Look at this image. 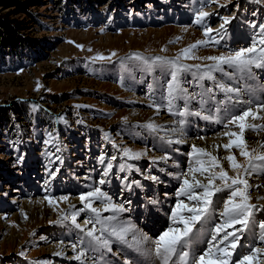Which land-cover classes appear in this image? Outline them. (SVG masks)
<instances>
[{"label":"rangeland","instance_id":"374dc122","mask_svg":"<svg viewBox=\"0 0 264 264\" xmlns=\"http://www.w3.org/2000/svg\"><path fill=\"white\" fill-rule=\"evenodd\" d=\"M70 1L0 0V18L9 20V24L17 30L18 36L15 46L6 42H2L4 47L0 44V184L3 182L4 185L0 188V194H2L0 200L11 208V211L0 212V264H12L20 258L30 260L35 264H39L40 261H48L49 264H67L64 253L57 256L54 253L58 251L55 250H58L59 244H71L70 247L76 244L71 239L77 238L78 235L71 230L72 225H68L71 223L70 219L63 224L55 223V221H57L58 215L77 211H79L77 223L83 221L84 213L80 207L82 205L79 201L80 195L70 197L66 202L59 201V197L56 196L53 198L58 201L55 211L48 205L45 197L41 196L44 194H41L40 198L34 199L21 197L20 187L17 183L19 179H15L19 173L5 153L12 149L20 166L25 160L26 152L35 157L34 145L31 144L30 138L32 132L37 135L38 131L32 130L33 127H38L41 130V135H43L42 131L48 134L50 140L54 137L56 130H60L63 123H68L67 128L74 131L80 127L79 124L90 125L103 129L108 138L112 135L110 141L108 138L106 139L107 142L110 145L115 143L120 150L127 147L133 151L146 152L142 148L124 143L116 134L114 135V127L117 123H124V121L145 123L151 121L165 127L162 123L165 120L157 111H151V109L141 106L140 99H135L134 96H130L127 91L121 88H132L144 82L147 87L152 81L166 82L170 79V73L168 67L162 66H156L149 73L144 70L141 62L130 59V57L138 54L145 58L159 56L172 59L190 44L205 39L203 36L205 26L213 29L219 28L223 22L221 17H235L230 24L225 26L227 30L229 29L226 35L229 45L235 41L244 43L255 30L250 25L256 24L258 30V26L264 23V2L256 3L255 0H218L217 3H213L212 0H189L186 4H179L184 0H166L161 5L156 2H160V0ZM145 1L147 2L144 5L150 3L148 4L149 8L141 5ZM118 5L124 6V10L125 7L129 10L121 12ZM137 8L143 10L142 13L136 12L135 15H130V10H137ZM201 9L209 12L210 16L203 24L198 25L194 23V20L196 13ZM211 35L215 37L216 33L213 32ZM115 39L117 40L114 41ZM244 47L247 45L242 44L238 48ZM162 49L165 51H161ZM230 51L233 50L229 47L226 49L218 44L208 43L194 50V54L196 57H207ZM112 53L116 55L112 56ZM98 55L111 57V59L94 60L93 57ZM180 63L194 65L211 62L200 59H182ZM125 66H127V70H125ZM193 71L195 69L183 72L181 77H193ZM213 75L217 79L221 76L220 73H213ZM252 78L248 85V89H254L251 95L252 101H258V104L263 103L264 97L259 92V83L256 78L253 76ZM147 81H149L148 84ZM225 83L230 87H235L236 84V82L227 81ZM38 84L39 89L37 90ZM103 96H111L125 104L128 102V104L124 107L120 106L121 108H115L112 104H106L103 101ZM246 98L249 100V97ZM134 102L138 103L137 107H130L129 105L132 106ZM240 107L241 110H246L249 106L247 104ZM250 122L264 125V120ZM132 128L127 130V133L138 139L137 125H132ZM230 128L239 131L235 126H230ZM223 129L208 135L211 137H208L209 140L214 136H219ZM62 133V130L59 134L57 133L56 138L62 141V144L58 145L61 149L69 152L70 149H68ZM17 136L20 138V144L26 142L25 145L7 150L6 145ZM70 138L75 140V144L71 148L76 150L82 147L80 137L70 136ZM213 139L216 141V138ZM220 140L223 142L219 144L217 151L221 150V153L217 154V151L213 149L207 148L206 150L213 155L223 157L229 154L222 147L228 142V138L223 136ZM245 140L249 148L258 147V142L264 143V130L246 131ZM195 142L199 143V138ZM192 146H190L191 150ZM86 150H90L89 145L86 146ZM146 153L145 156L149 157V153ZM232 154L237 157L239 163L244 162L236 149H232ZM145 156L137 161H130L126 158L128 165L133 166L134 173L139 172L140 162L147 161ZM101 157L103 156L99 157L100 161ZM222 163L229 174L234 175L228 169L227 161L224 160ZM121 164L123 162L119 160V171ZM184 171L187 169L183 168L182 172ZM120 173L122 172L120 171ZM257 176L249 177V184L252 186L249 188V195L251 196L250 202L259 208L264 205V199H259L264 197V194L261 195L260 186H256L263 185L264 175L258 176L259 182H253L252 180ZM10 179L12 184L9 187L6 184ZM85 181L92 184L89 178ZM86 182L83 181V184ZM88 189L91 191V188ZM129 189L135 190L132 186ZM15 191H18V194H14ZM222 196L226 199L224 193ZM14 198L17 202L12 201ZM29 201L30 203H28ZM25 202L27 203L25 204ZM33 202L40 203L53 213L52 217H46L43 223L35 228L27 224L29 216L24 208L34 204ZM222 204L223 200L220 205ZM256 214L260 222L255 220L252 230L254 235L260 237L261 233L258 228L259 223L264 222V208L256 211ZM15 219L17 220L15 221ZM221 221L220 217V221L217 222ZM52 223L54 224L51 226ZM51 227L54 228L50 229ZM14 230L15 233L20 232L22 237L13 244L8 240L9 234ZM132 235L129 233L127 238H132ZM54 237H58V239H52ZM256 244H258L257 247H264L260 240ZM21 252L24 253L23 256L20 255Z\"/></svg>","mask_w":264,"mask_h":264},{"label":"snow or ice","instance_id":"6c2138e0","mask_svg":"<svg viewBox=\"0 0 264 264\" xmlns=\"http://www.w3.org/2000/svg\"><path fill=\"white\" fill-rule=\"evenodd\" d=\"M212 2L217 3L218 0H212ZM255 2L262 3L264 0H255ZM220 6L223 7L224 5ZM209 16V12L201 9L196 13L194 23L203 24ZM234 18L232 16L221 17L223 22L216 29L205 26L203 31L205 39L190 44L172 59L159 56L145 58L138 54L130 57V59L141 62L144 70L149 73L156 66L168 67L170 79L166 81V89L164 94L161 95V100L165 102L163 106L167 108L169 114L179 118L178 120H173V124L178 125V127L170 129L173 135L176 133H180L181 136L184 135L185 126L189 123L188 117H198L208 122L221 123L223 117L220 113L221 111L228 113L229 104L235 105L247 102L251 105L253 102L251 95L254 89L230 87L222 80H218L213 73H220L222 77H228L229 79L235 76L236 73L249 78L254 75L252 71L254 68L264 69V23L258 26L250 46L207 57H196L194 54V50L198 47L208 43L219 44L220 40H223L227 35L228 30L225 26L230 24ZM250 27L257 29L256 24H252ZM213 32L216 33L215 37L211 35ZM161 51H165V49ZM115 55V53H112V56ZM93 59L110 60L111 57L98 55L93 57ZM182 59H200L211 63L188 65L180 63ZM226 68L231 69L232 72L226 71ZM193 69H195L192 72L193 81L197 87L202 89L201 92L189 93L181 81V73ZM125 70H127V66H125ZM204 80L212 81L214 87L204 88L202 83ZM148 88L149 107H153L155 104L153 92L156 86L150 83ZM214 88L224 93V100H216ZM38 89L39 84L37 85ZM242 92L249 95L248 101H243L239 98ZM178 101H183L182 106H178ZM192 101H196L199 104V108L193 109L191 107ZM210 101L215 106V111L205 107ZM159 110L160 106H157V112ZM257 120H264V103L258 104L255 108L249 106L246 110L240 111L239 114L230 115L227 122L223 124L225 131L221 134L228 138V142L222 145L226 152L229 153L226 156L218 157L206 149L198 148L195 145L192 146L191 152L187 154L189 156L187 171L181 172L176 177L180 181V185L176 191L177 201L175 207L171 211V224L161 231L157 238L150 241L153 246L151 249L142 247V244H147L150 240L146 234L138 236L137 230L130 222L119 220V215L128 209L122 203H114L112 198L99 187L79 196V201L83 205L81 211L87 210L93 214L92 218L84 220L85 226L92 224L90 229L81 227L77 223L79 211L58 215L55 223L63 224L70 219L72 226L79 229L80 232L84 233V237L88 238L86 246L92 252L100 250L111 252L110 245L113 241H116L134 248L142 255L154 254L159 264H264V247H253L247 253L238 254L234 258L237 248L241 246V238L253 226L254 211H260L264 208V205L258 208L256 204H252L250 202L251 196L249 195V188L252 187L249 184V177L252 175H264V143L258 142V147L249 148L245 140L246 131L264 130V125L250 122ZM230 126H235L239 131L232 130ZM141 127L146 128L151 133L163 131L162 126L151 121ZM105 138H108L107 134H105ZM198 138L204 139L203 136ZM160 139L169 145L185 142L182 138L172 139L168 136H161ZM113 147H117V145L113 143ZM232 149H236L239 152V156L244 160L243 163L237 161V157L232 154ZM121 151L123 156L130 161L140 160L147 154L145 151H133L127 147H124ZM112 159L115 160L116 157L113 156ZM157 160L167 161L168 157L155 158L153 163H156ZM224 160L227 161L228 169L234 175H230L229 171L225 169L222 163ZM101 163H104L103 157H101ZM126 167L131 170L133 166L131 164H121L120 171H125ZM111 170L112 164L109 162L103 170L102 178L99 181L101 185L107 183L105 177H108ZM49 175L55 178V173H49ZM146 178L151 179L153 182H159V178L156 176H148ZM124 179L126 180L127 177H124ZM133 183L137 187L141 186L138 181H133ZM256 187H259V185ZM218 193L226 195V199L218 197V199L223 200V210L220 212L222 221L211 229V239L207 240L206 250H186L193 244L196 232L201 231L197 226L203 225L209 219L215 203L214 197H217ZM181 197L185 199H180ZM44 199L55 211L56 207H58V201L47 196ZM68 199V196L59 197V201L63 202L68 201ZM259 199H264V197ZM96 200L101 201L102 209L93 207V201ZM155 202L153 201V203ZM101 211L112 213L113 215L102 219ZM97 225L100 227L97 228ZM237 225H239L238 228L236 227ZM228 229L233 230L228 231ZM259 229L261 232L260 242L264 244V222L259 223ZM98 231L100 235L96 234ZM105 233L107 234L106 236ZM129 233L133 234L131 243L127 240ZM83 242L84 239L81 237L78 243ZM72 250L76 253L73 259L80 261V264H84L82 258L85 257V250L81 249L77 252V244L72 245ZM54 254L57 256L63 255L61 251ZM20 255L23 256L24 253L21 252ZM101 256H103V252H101ZM174 257L176 259H173ZM39 264H49V262L40 261ZM125 264H128V262L125 261Z\"/></svg>","mask_w":264,"mask_h":264},{"label":"bare ground","instance_id":"6f19581e","mask_svg":"<svg viewBox=\"0 0 264 264\" xmlns=\"http://www.w3.org/2000/svg\"><path fill=\"white\" fill-rule=\"evenodd\" d=\"M117 39H115L114 41H116ZM237 113V111L235 112V114ZM165 120V119H164ZM163 124H164V126L165 127H162V129L165 131V132H167L168 133V135L170 136V137H172L173 139H176V138H182V139H184V143H180V144H178V146H180L181 148H183L182 149V151L184 152V150L186 149V151L189 153V152H191V147L190 146H192V145H195L196 147H198V148H203V149H213V150H215V151H217L218 150V148L219 147H217V146H219V144L221 143V142H223L222 140H220L221 139V137H223L221 134L225 131V129H223V130H221V131H223L222 133H219L220 135L219 136H214V137H212V139H210L209 140V138H211V137H209V136H207V135H202L203 137H204V139H199L200 140V142L198 143V142H195V141H197L198 140V138H196L195 140H191V139H186V138H183V137H179V136H177L176 134L175 135H173L172 134V132L170 131V129H172L170 126H171V123H169L168 122V120H165V121H163L162 122ZM168 124V125H167ZM219 131V130H218ZM217 131V132H218ZM217 132H214V133H212V134H215V133H217ZM250 132V131H249ZM211 134V133H210ZM254 136H257V135H254ZM209 137V138H208ZM207 138V139H206ZM213 138H216V141L213 139ZM252 138V137H251ZM253 138H255V137H253ZM202 140V141H201ZM259 141V140H258ZM191 143H193L192 145H191ZM258 144V143H257ZM189 146V147H188ZM187 152H184V154L186 155V156H188L187 154ZM219 153H221V150H219V151H217V154H219ZM14 163V162H13ZM184 168V167H183ZM183 168H182V170H183ZM18 172V171H17ZM19 173V172H18ZM181 173V172H180ZM179 174V173H178ZM19 175H20V173H19ZM9 176V175H8ZM18 177V176H17ZM16 177V178H17ZM177 177V176H176ZM175 177V179L176 180H178L177 178ZM15 178V177H14ZM15 178V179H16ZM83 178V177H82ZM257 178H258V176L256 177V179H254V180H252L253 182H256V181H258L257 180ZM8 183L6 184V185H8L9 187L11 186V179L10 180H8L7 181ZM259 182V181H258ZM10 183V184H9ZM17 183H18V185H19V187H20V191H22L24 188H25V186H26V184H25V180H21V179H19L18 181H17ZM262 183V182H261ZM259 186H260V189H259V192L261 193V195H263L264 194V183H263V185H260V184H258ZM86 186H84V188H85ZM179 188V187H178ZM177 188V189H178ZM6 189V188H5ZM16 190V189H15ZM258 190V189H257ZM176 191L177 190H173V191H171V193H170V197H172V198H174V197H177L176 196ZM18 192V191H17ZM16 191L15 192H13L14 194H18ZM89 192V191H88ZM87 193V192H86ZM0 195H2V194H0ZM20 198V197H19ZM34 198H36V197H34ZM34 198H29V199H34ZM12 201H16V198H14V199H12ZM77 201V200H76ZM17 202V201H16ZM27 202H25V204H26ZM28 203H30V201L28 202ZM34 203V202H33ZM36 203V202H35ZM30 204V205H27V207H24L25 208V211H27V214H28V216H29V220H28V223L27 224H29L30 225V227H37V226H39V225H41V223H43V221H44V219L46 218V217H52L53 215V213H51V212H49L48 211V209H46L45 207H43L40 203H36V204ZM42 203V202H41ZM68 203V202H67ZM65 205V204H64ZM71 205H72V203H71ZM174 207L172 206L171 207V209H173ZM53 211V210H52ZM25 214V213H24ZM217 215H219V214H217ZM26 218V219H27ZM21 219V218H20ZM17 219H15V221H16ZM120 220V219H119ZM122 221V220H121ZM216 221H220L219 219H218V217L216 218ZM19 222H20V220H19ZM219 222H217V224H218ZM135 227V226H134ZM261 233V232H260ZM138 235V234H137ZM258 235V234H257ZM139 236V235H138ZM256 236V235H255ZM20 237H22L21 236V233L19 232V233H15V230L14 231H11V233L9 234V240H8V242L9 243H16V242H18V239H20ZM131 237V236H130ZM257 237V236H256ZM132 239V238H131ZM260 240V239H259ZM259 240L256 242V243H258L259 242ZM9 243H8V245H9ZM66 244H69V243H66ZM60 246H58V250H55V251H61V252H63L64 253V255H65V263H67V264H80V261H77V260H75V259H73V257H74V255H76V253H74L73 252V250H72V246L70 247L69 245H65V244H59ZM145 246V244H142V247L143 248H145L144 246ZM147 245V244H146ZM256 245H258V244H255V245H253V247H257ZM55 246V245H54ZM69 246V247H68ZM77 252H78V250H77ZM245 253H247V252H245ZM83 259V262L85 263V260H84V258H82ZM130 260H132V259H129V260H126L127 262H128V264H139V263H137V262H132V261H130ZM86 264H88V263H86Z\"/></svg>","mask_w":264,"mask_h":264},{"label":"trees","instance_id":"16d2710c","mask_svg":"<svg viewBox=\"0 0 264 264\" xmlns=\"http://www.w3.org/2000/svg\"><path fill=\"white\" fill-rule=\"evenodd\" d=\"M74 0H71L70 2H73ZM86 2V1H85ZM119 6V5H118ZM120 8L123 6H119ZM9 24V20L0 18V44L4 47V44L2 42H6L11 44L12 46H15L17 43L16 40L18 39L17 36V30Z\"/></svg>","mask_w":264,"mask_h":264}]
</instances>
